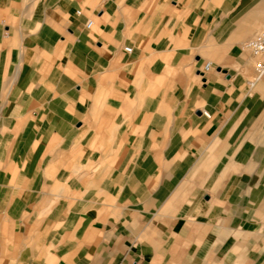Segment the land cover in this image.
I'll use <instances>...</instances> for the list:
<instances>
[{"label":"crops","instance_id":"0c3cea01","mask_svg":"<svg viewBox=\"0 0 264 264\" xmlns=\"http://www.w3.org/2000/svg\"><path fill=\"white\" fill-rule=\"evenodd\" d=\"M263 24L264 0H0V264H264Z\"/></svg>","mask_w":264,"mask_h":264},{"label":"built area","instance_id":"2783aa9c","mask_svg":"<svg viewBox=\"0 0 264 264\" xmlns=\"http://www.w3.org/2000/svg\"><path fill=\"white\" fill-rule=\"evenodd\" d=\"M93 21L89 20L87 22V28H90ZM243 50L249 51L255 60L254 64V78L251 81V86L256 83H264V24L261 30L247 43L243 45ZM127 52H131V48H126ZM212 70L211 63H206L203 67V75L209 73ZM205 117L210 118V114L207 111H203Z\"/></svg>","mask_w":264,"mask_h":264},{"label":"rangeland","instance_id":"374dc122","mask_svg":"<svg viewBox=\"0 0 264 264\" xmlns=\"http://www.w3.org/2000/svg\"><path fill=\"white\" fill-rule=\"evenodd\" d=\"M251 78H252V76H251Z\"/></svg>","mask_w":264,"mask_h":264}]
</instances>
